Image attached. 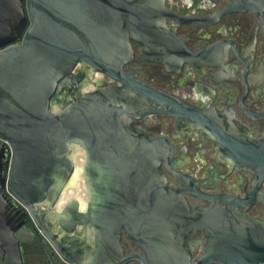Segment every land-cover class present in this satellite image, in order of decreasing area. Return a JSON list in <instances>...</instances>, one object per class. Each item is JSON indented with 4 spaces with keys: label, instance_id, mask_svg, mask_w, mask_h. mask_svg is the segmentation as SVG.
<instances>
[{
    "label": "water",
    "instance_id": "obj_1",
    "mask_svg": "<svg viewBox=\"0 0 264 264\" xmlns=\"http://www.w3.org/2000/svg\"><path fill=\"white\" fill-rule=\"evenodd\" d=\"M15 2L21 23H0V264H21L18 249L31 245L9 217L5 193L66 264H264V220L246 215L264 205V134L254 136L232 111L200 112L125 69L160 61L168 69L218 67L224 59L210 54L223 43L188 50L162 22L172 16L159 0ZM248 10L264 30V0L229 4L220 16ZM132 45L143 48L136 57ZM78 65L117 85L79 93ZM243 86L238 107L249 120H264V109L244 107ZM153 115L205 135L230 171L251 172L244 195L198 192L175 167L172 141L136 126ZM165 173L182 189L171 188ZM78 174L82 190L69 195ZM182 194L209 205L192 209ZM204 232L191 260L189 243Z\"/></svg>",
    "mask_w": 264,
    "mask_h": 264
},
{
    "label": "flooded vegetation",
    "instance_id": "obj_2",
    "mask_svg": "<svg viewBox=\"0 0 264 264\" xmlns=\"http://www.w3.org/2000/svg\"><path fill=\"white\" fill-rule=\"evenodd\" d=\"M13 1V4L7 8L0 4V23L9 22L14 26L21 23L17 14L15 2L17 0ZM159 1L166 13L172 16V18H163L162 22L188 50L201 52L212 45L223 43L222 49L215 50L210 55L219 56L224 61L218 67L212 66L214 61H207L206 64L210 66L199 68L185 63L179 70L168 69L161 61L133 62L126 66L127 73L193 106L200 112L212 108L232 111L237 120L251 130L254 136L263 135L264 120L255 122L249 120L238 107V103L245 93L244 82L247 88V94L243 99L244 107L251 113L264 109V30L259 24L257 15L250 10L220 16L229 4L237 6L240 1L247 4L249 0ZM262 15L264 16V12ZM195 21L202 24H196ZM14 35H8L9 39ZM132 50L136 57L143 48L132 45ZM76 72L85 75L79 93L117 85L116 82L84 65H78ZM136 126L145 133L165 135L172 141L176 156L175 167L183 175L192 178L196 190L203 195L230 194L242 197L251 184L254 177L251 172L230 171L227 164L217 157L215 149L205 135L178 126L174 118L164 115L147 116L136 121ZM201 155H203L202 159L199 158ZM165 174L171 188L182 189L169 174ZM260 192L264 196V186ZM182 195L192 209L209 205V202L199 196ZM4 199L7 201V212L14 226L30 233V237L26 239L31 245L18 249L21 264H66L34 225L26 210L6 193ZM246 215L252 219L264 220V205H253ZM58 230L55 227L50 229L51 235L56 239L60 237ZM205 234V232L200 234L189 243L191 260L200 255ZM66 239L63 241L65 242ZM121 246L126 253L134 251V247L125 236L122 237ZM24 255L27 258H24Z\"/></svg>",
    "mask_w": 264,
    "mask_h": 264
},
{
    "label": "bare ground",
    "instance_id": "obj_3",
    "mask_svg": "<svg viewBox=\"0 0 264 264\" xmlns=\"http://www.w3.org/2000/svg\"><path fill=\"white\" fill-rule=\"evenodd\" d=\"M82 159L78 158V161L80 162ZM80 177L81 175L78 174L76 178V183L73 186V188L69 189L68 194H80V191L82 190V185L80 184Z\"/></svg>",
    "mask_w": 264,
    "mask_h": 264
},
{
    "label": "rangeland",
    "instance_id": "obj_4",
    "mask_svg": "<svg viewBox=\"0 0 264 264\" xmlns=\"http://www.w3.org/2000/svg\"><path fill=\"white\" fill-rule=\"evenodd\" d=\"M202 157H203V155H201V157H199V158H201V159H202ZM204 157H206V156L204 155Z\"/></svg>",
    "mask_w": 264,
    "mask_h": 264
}]
</instances>
